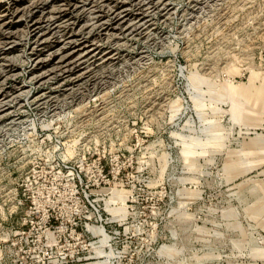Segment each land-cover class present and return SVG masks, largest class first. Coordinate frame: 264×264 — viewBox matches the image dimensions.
I'll list each match as a JSON object with an SVG mask.
<instances>
[{
	"label": "rangeland",
	"instance_id": "rangeland-1",
	"mask_svg": "<svg viewBox=\"0 0 264 264\" xmlns=\"http://www.w3.org/2000/svg\"><path fill=\"white\" fill-rule=\"evenodd\" d=\"M0 102V264H264V0H0Z\"/></svg>",
	"mask_w": 264,
	"mask_h": 264
},
{
	"label": "bare ground",
	"instance_id": "bare-ground-1",
	"mask_svg": "<svg viewBox=\"0 0 264 264\" xmlns=\"http://www.w3.org/2000/svg\"><path fill=\"white\" fill-rule=\"evenodd\" d=\"M1 103V102H0ZM1 107H2V105H1ZM92 232V231H91ZM99 234L103 237V239H105V233L103 232V230H100L99 231Z\"/></svg>",
	"mask_w": 264,
	"mask_h": 264
}]
</instances>
